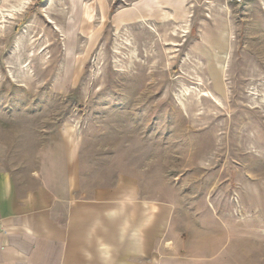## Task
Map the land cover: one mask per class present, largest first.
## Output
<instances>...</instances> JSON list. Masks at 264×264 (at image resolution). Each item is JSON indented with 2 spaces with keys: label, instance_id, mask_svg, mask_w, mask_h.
<instances>
[{
  "label": "rangeland",
  "instance_id": "374dc122",
  "mask_svg": "<svg viewBox=\"0 0 264 264\" xmlns=\"http://www.w3.org/2000/svg\"><path fill=\"white\" fill-rule=\"evenodd\" d=\"M156 2L0 0V170L70 162L67 264H264V0Z\"/></svg>",
  "mask_w": 264,
  "mask_h": 264
},
{
  "label": "crops",
  "instance_id": "0c3cea01",
  "mask_svg": "<svg viewBox=\"0 0 264 264\" xmlns=\"http://www.w3.org/2000/svg\"><path fill=\"white\" fill-rule=\"evenodd\" d=\"M168 2L157 0L150 10L155 13V7L160 13L167 9ZM137 12L139 15L136 14V19L141 18L142 11ZM69 163L65 164L64 170L46 169L40 185L26 192L19 190L12 174L0 170V264H67L73 235L69 224L72 214L71 185L67 175ZM247 191L257 193L254 190ZM247 203L256 208L251 199ZM248 227V234H254L256 224L251 222ZM125 231L126 225L122 227V232ZM125 243L128 241L125 240ZM205 249L208 251V248ZM182 251L180 246L174 254H160L158 264L216 262L222 260L227 249L224 245H218L211 255H203L199 249L191 250L194 255H185ZM230 260L234 263L235 257Z\"/></svg>",
  "mask_w": 264,
  "mask_h": 264
}]
</instances>
